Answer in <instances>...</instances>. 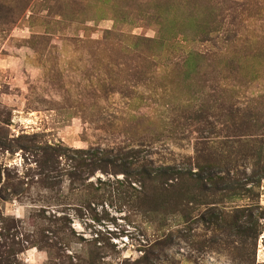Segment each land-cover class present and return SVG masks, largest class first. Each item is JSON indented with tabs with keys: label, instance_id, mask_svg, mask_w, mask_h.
<instances>
[{
	"label": "rangeland",
	"instance_id": "obj_1",
	"mask_svg": "<svg viewBox=\"0 0 264 264\" xmlns=\"http://www.w3.org/2000/svg\"><path fill=\"white\" fill-rule=\"evenodd\" d=\"M260 124L264 0H0V264H89L95 251L128 264L154 237L160 264H264V220L236 218L247 196L217 194L216 225L194 212L158 228L115 186L79 191L59 177L50 189L37 169L47 146L147 142L142 156L182 159L202 143L257 140ZM240 162L230 174L245 181ZM251 186L264 208V180Z\"/></svg>",
	"mask_w": 264,
	"mask_h": 264
},
{
	"label": "trees",
	"instance_id": "obj_2",
	"mask_svg": "<svg viewBox=\"0 0 264 264\" xmlns=\"http://www.w3.org/2000/svg\"><path fill=\"white\" fill-rule=\"evenodd\" d=\"M256 131L261 132L257 140L219 143V146L212 142L202 143L201 149L197 146L194 156H184L182 159L167 149V152L164 150V156L170 159L162 156L154 160L147 153L142 156L153 147V144L147 142L140 145L145 151L138 147L122 153L116 149L85 151L47 146L40 149L37 169L50 189L57 184L59 177L65 178L79 191L82 188H91L94 192L107 191L109 187L112 190V186H115L113 190L123 196L121 200L126 205H131L137 213L156 223L158 228L164 227L168 219L173 220L177 215L192 219L194 212H197L196 217L200 221L216 225L217 220L224 217L218 209L223 202L216 198L217 194L240 199L247 196L251 203L237 209L240 215L236 218L245 219L246 224L258 227L259 222L264 220V208L257 204L260 194L253 193L252 186L248 187V184L255 186L264 180L263 125H258ZM239 159L242 163L251 164L249 178H245V181L236 179V175L231 177L230 174V167L236 169L237 165L240 166ZM221 165L228 169L222 172L224 176L218 172L222 169ZM96 172L115 179L97 178L95 184L88 182ZM118 175H123V178L117 179ZM256 227L252 232L244 230V235L258 232ZM141 245L143 256L139 261L127 263L160 264L158 254L163 247L162 240L154 237V240L147 239ZM99 258L102 259V256L98 251L92 252L91 257H87V263L94 260L97 264H103Z\"/></svg>",
	"mask_w": 264,
	"mask_h": 264
}]
</instances>
